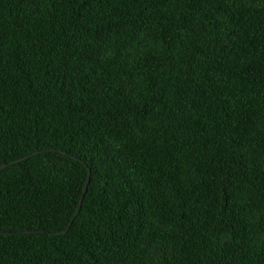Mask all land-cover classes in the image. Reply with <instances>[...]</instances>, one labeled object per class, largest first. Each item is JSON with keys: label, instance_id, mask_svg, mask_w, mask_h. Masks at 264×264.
<instances>
[{"label": "trees", "instance_id": "1", "mask_svg": "<svg viewBox=\"0 0 264 264\" xmlns=\"http://www.w3.org/2000/svg\"><path fill=\"white\" fill-rule=\"evenodd\" d=\"M19 158L0 264H264V0H0Z\"/></svg>", "mask_w": 264, "mask_h": 264}, {"label": "water", "instance_id": "2", "mask_svg": "<svg viewBox=\"0 0 264 264\" xmlns=\"http://www.w3.org/2000/svg\"><path fill=\"white\" fill-rule=\"evenodd\" d=\"M25 158H26V157H25ZM25 158H19V159H16V160L10 162L9 164L0 165V171L4 170V169H5L6 167H8L9 165L15 164V163H17V162H19V161H21V160H23V159H25ZM85 190H86V186L84 187L83 192H85ZM78 211H79V207L77 208V210H76V212H75V215H77ZM66 232H67V229H66V230H62V231H60V232H53L52 234H53V235H60V234H63V233L65 234Z\"/></svg>", "mask_w": 264, "mask_h": 264}]
</instances>
